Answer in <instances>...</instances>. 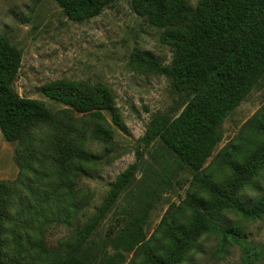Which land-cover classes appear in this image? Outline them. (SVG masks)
<instances>
[{
    "label": "rangeland",
    "instance_id": "obj_1",
    "mask_svg": "<svg viewBox=\"0 0 264 264\" xmlns=\"http://www.w3.org/2000/svg\"><path fill=\"white\" fill-rule=\"evenodd\" d=\"M196 6L199 0H188ZM21 49L22 60L13 82L23 97L44 101L54 119L36 124L23 141L6 140L0 129V183L5 184L2 240L6 264H53L75 233L104 200L110 184L136 163L131 183L101 222L89 245L102 249L110 237L144 217V228L157 253L163 251L172 223L188 224V194L208 199L193 183V172L159 138H145L153 115L183 111L188 95L173 89L170 79L135 63L134 54L171 63L173 47L162 42V29L135 11L131 0L107 5L92 18L70 19L56 0H0V34ZM65 80L82 89L110 88L121 124L111 111L98 119L73 111L44 94L45 84ZM97 125L110 129L106 141L93 136ZM264 77L220 124V138L204 165L217 183L233 173L252 147L264 140ZM86 150L89 159H71L61 149ZM258 188L244 187L253 200L264 194V167L255 177ZM250 242L248 263L240 246L219 252L220 237L204 233L181 264H264V216L246 220L226 212ZM124 264H146L141 251L127 253Z\"/></svg>",
    "mask_w": 264,
    "mask_h": 264
},
{
    "label": "trees",
    "instance_id": "obj_2",
    "mask_svg": "<svg viewBox=\"0 0 264 264\" xmlns=\"http://www.w3.org/2000/svg\"><path fill=\"white\" fill-rule=\"evenodd\" d=\"M73 20L89 19L118 0H56ZM136 12L147 16L162 29L161 40L173 47L171 63L164 64L151 55L134 54L135 63L148 66L167 76L173 89L189 99L181 114L167 112L153 115L145 138H159L193 172V183L200 185L209 198L188 194L183 203L191 211L188 224L170 223L167 247L157 253L147 237L144 217L122 232L110 237L102 249L89 245L91 237L111 211L120 194L131 183L136 163L120 173L101 205L78 228L65 252L53 264H124L127 253L139 249L146 264H181L204 233L220 237L219 252L240 246L248 263L250 242L240 227L227 220L225 213H236L246 220L264 216V194L247 200L241 191L247 185L258 188L255 177L264 167V140L255 144L239 163H232L233 173L222 183H215L204 172V165L220 138L219 128L228 113L239 105L264 77V0H131ZM22 60V51L7 34H0V129L10 142L23 141L38 123L54 119L48 105L36 98L21 96L14 88ZM46 96L73 111L104 118L105 111L121 121L115 108V95L104 85L82 89L76 83L57 80L42 88ZM264 128L263 126L261 127ZM93 136L108 141L110 129L97 125ZM71 159H89V153L70 145L61 149ZM0 183V264H6L2 231L5 218Z\"/></svg>",
    "mask_w": 264,
    "mask_h": 264
}]
</instances>
